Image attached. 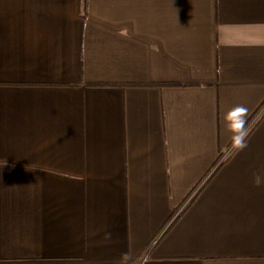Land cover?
Wrapping results in <instances>:
<instances>
[{
    "label": "crops",
    "instance_id": "obj_1",
    "mask_svg": "<svg viewBox=\"0 0 264 264\" xmlns=\"http://www.w3.org/2000/svg\"><path fill=\"white\" fill-rule=\"evenodd\" d=\"M82 1L0 0V264H264V0Z\"/></svg>",
    "mask_w": 264,
    "mask_h": 264
},
{
    "label": "trees",
    "instance_id": "obj_2",
    "mask_svg": "<svg viewBox=\"0 0 264 264\" xmlns=\"http://www.w3.org/2000/svg\"><path fill=\"white\" fill-rule=\"evenodd\" d=\"M82 3H83V9H84V12H85V10H86V6H87V0H83ZM84 16H85V14L83 15V17H84ZM167 85H169V86H180V85H183V84H178V83H168ZM263 116H264V113L262 114L261 118L256 122V124H258V122L263 118ZM245 138H246V137H245ZM245 138L243 139V142H244ZM240 145H241V141H240L236 146H234V147L231 149V151L229 152V154L225 157V160H227L228 158H230L231 155H233V154L235 153V151L238 150V148L240 147ZM223 162H224V161H223ZM223 162H222V163H223ZM176 219H177V218H176Z\"/></svg>",
    "mask_w": 264,
    "mask_h": 264
},
{
    "label": "clouds",
    "instance_id": "obj_3",
    "mask_svg": "<svg viewBox=\"0 0 264 264\" xmlns=\"http://www.w3.org/2000/svg\"><path fill=\"white\" fill-rule=\"evenodd\" d=\"M241 146H243V138H241ZM116 264H133V259L127 252H125L121 254ZM144 264H148L147 259H145Z\"/></svg>",
    "mask_w": 264,
    "mask_h": 264
}]
</instances>
